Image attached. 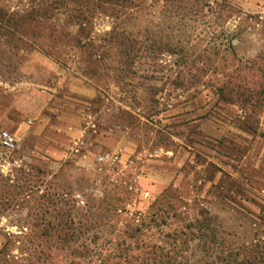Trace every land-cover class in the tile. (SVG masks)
I'll return each instance as SVG.
<instances>
[{
  "label": "rangeland",
  "instance_id": "rangeland-1",
  "mask_svg": "<svg viewBox=\"0 0 264 264\" xmlns=\"http://www.w3.org/2000/svg\"><path fill=\"white\" fill-rule=\"evenodd\" d=\"M55 7L72 35L112 36L109 66L90 81L69 44L59 62L0 37V132L19 139L12 151L0 145V167L43 184L0 227L19 234L16 218L30 212L39 224L49 207L71 213L75 233L34 237L0 264H147L155 242L164 264H264V0Z\"/></svg>",
  "mask_w": 264,
  "mask_h": 264
},
{
  "label": "trees",
  "instance_id": "trees-1",
  "mask_svg": "<svg viewBox=\"0 0 264 264\" xmlns=\"http://www.w3.org/2000/svg\"><path fill=\"white\" fill-rule=\"evenodd\" d=\"M60 1L62 0H55L53 3L46 1L45 3L31 5L27 9L12 10L0 7V37L13 45L14 50H42L47 56L58 61V57L63 54L62 50L69 44L79 52L80 56L84 55L87 62L84 73L87 74L88 80H95L98 73L97 68L102 64L109 66L106 60H108L113 48V38L111 36V38H106L103 43H99L97 40L82 34L72 35L61 17H59L62 15L61 7H55L58 4L60 5ZM54 17L57 18V21L53 20ZM83 27L81 23L79 33L83 32ZM113 33L114 30L111 31L110 35ZM247 101V98H244L243 102ZM38 172L44 173L41 170H38ZM34 178L35 176L31 173V170L25 172L14 169L13 172L6 174L0 167V221L5 216H14L15 211L21 207H30L32 199L35 198L43 185L39 184V181ZM41 209H43L41 213L43 215L40 217L42 223L38 224L39 216L30 212L24 218L15 219L14 222L19 224V234L6 232L5 229L0 227V261L14 259L13 252L15 249H19L21 255L27 254V244L31 243L34 237H38L37 239L42 237L43 240H47L46 238L53 233L51 231L58 233V240L62 237H68L69 239L74 237L75 232L72 231L75 229L72 227L73 230L69 233L70 228L68 226L70 221L71 225L75 224L74 216L71 213H63L61 214L62 218H60L49 214V207L48 209L41 207ZM157 214L155 212L154 216H157ZM65 217L70 218L69 222L64 221ZM42 225L45 227L44 229H40ZM62 228H66V232ZM46 253H48V250L42 249L40 251L41 255H47ZM162 257L163 248L158 242L147 244L145 249V262L147 264H164V262L162 263Z\"/></svg>",
  "mask_w": 264,
  "mask_h": 264
},
{
  "label": "built area",
  "instance_id": "built-area-1",
  "mask_svg": "<svg viewBox=\"0 0 264 264\" xmlns=\"http://www.w3.org/2000/svg\"><path fill=\"white\" fill-rule=\"evenodd\" d=\"M0 143L3 145L6 149L12 151L18 148L19 145V139L16 135L8 132V131H1L0 132ZM85 148L84 141H76L73 143L71 150L75 153H80ZM109 159V156H98L96 160L99 163H105Z\"/></svg>",
  "mask_w": 264,
  "mask_h": 264
},
{
  "label": "crops",
  "instance_id": "crops-1",
  "mask_svg": "<svg viewBox=\"0 0 264 264\" xmlns=\"http://www.w3.org/2000/svg\"><path fill=\"white\" fill-rule=\"evenodd\" d=\"M10 133L12 132V131H9ZM12 134H14V135H16L17 136V134L15 133V132H12Z\"/></svg>",
  "mask_w": 264,
  "mask_h": 264
}]
</instances>
